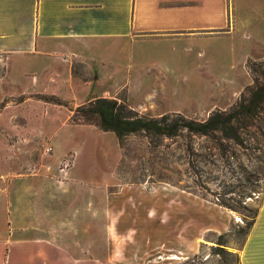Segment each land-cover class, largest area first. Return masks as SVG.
Masks as SVG:
<instances>
[{
	"label": "crops",
	"instance_id": "0c3cea01",
	"mask_svg": "<svg viewBox=\"0 0 264 264\" xmlns=\"http://www.w3.org/2000/svg\"><path fill=\"white\" fill-rule=\"evenodd\" d=\"M263 4L0 0V52L7 57L0 102L12 97L0 106V134L30 142L28 153L0 170V264H136L162 246V238L150 243L138 226L154 198H162V190L150 193L141 184L118 182L119 151L102 179L90 163L83 167L81 151L66 158L62 127H52L58 120L51 117L65 109L63 123H68L73 111L37 94H56L76 107L125 90L130 102L132 93L138 95L133 107L145 106L161 115L174 111L160 102L167 92L177 91L175 77H185L189 88L196 66L217 72L225 61L240 57L244 78L235 83L231 73H219L214 85L221 93L228 86L232 92L248 80L246 62L253 59L249 47L257 36L255 12ZM74 63L83 64L87 72L76 73ZM199 79L203 88L211 83ZM71 122L112 131L95 123ZM43 142L48 146L42 147ZM112 183L120 186L109 189ZM158 206L162 209L156 202L157 211ZM101 220L107 227L104 248ZM236 254L239 264H264V196Z\"/></svg>",
	"mask_w": 264,
	"mask_h": 264
},
{
	"label": "rangeland",
	"instance_id": "374dc122",
	"mask_svg": "<svg viewBox=\"0 0 264 264\" xmlns=\"http://www.w3.org/2000/svg\"><path fill=\"white\" fill-rule=\"evenodd\" d=\"M255 13L258 24H253V32L257 36L253 38L249 51L254 60H261L264 58V4ZM255 56L257 57L254 58ZM4 63L7 65L6 54L0 52V68ZM243 66L240 57L225 61L217 72L196 66L191 70L194 72V80L189 81L191 87L187 88L186 79L180 74L174 78L177 91L164 94L160 104L189 117L203 119L212 109L231 105L245 86L252 82L251 74L246 68L248 80L239 89L231 92V87L228 86L221 93L219 87L214 86L219 80V73H231L235 83L240 82L244 78ZM73 69L83 75L87 72L81 63H74ZM201 77L211 81L207 88L199 84ZM77 91L79 97L85 95L82 89ZM137 96L132 93L130 102L125 90L117 95L126 98L131 105L136 103ZM11 99L10 96L5 97L0 106ZM67 102L75 107L74 102ZM136 109L143 115L155 116L145 106ZM67 113L63 109L51 117L58 120L52 127H62L65 137L62 146L66 158L70 160L81 151L83 167L90 163L95 168V174L99 173L102 179L109 172L119 151L120 159L116 168L118 182L126 185L141 184L150 193L156 190L163 192L162 198H154L147 218L138 225L146 231L150 243L158 237V240L163 239V245L147 252L146 258L143 256L136 264H239L235 255L236 248L240 247L245 238L243 229L246 228V221L264 196V179L251 192L252 196L239 197L232 191L224 193L227 198L233 197L231 200L235 203V209L229 208L218 202L214 191H222V184L233 179L230 177L231 165L225 155L212 153L211 142L205 137H189L187 134L164 137L138 132L129 134L120 143L114 131L103 133L87 125H73L72 119L63 123ZM33 119L36 121L38 118ZM13 136L0 134L1 171L10 168L14 158L19 159L22 153L29 152L30 142L16 140ZM47 146L43 142L42 147ZM252 178L255 179L256 176L252 174ZM119 186V183H112L109 189ZM156 202L162 205V209L158 206L159 211L154 209ZM154 210L156 214L153 213ZM105 223L101 220L102 248L107 240ZM217 241L225 243L222 244L224 249L216 247ZM100 264L120 263L101 260Z\"/></svg>",
	"mask_w": 264,
	"mask_h": 264
},
{
	"label": "trees",
	"instance_id": "16d2710c",
	"mask_svg": "<svg viewBox=\"0 0 264 264\" xmlns=\"http://www.w3.org/2000/svg\"><path fill=\"white\" fill-rule=\"evenodd\" d=\"M246 66L252 82L245 86L231 105L212 109L203 119L189 117L180 111L143 115L123 97L100 96L76 107L70 106L56 94H41L39 97L69 106L73 111L71 119L74 122L95 123L104 130L114 131L120 143L129 134L138 132L164 137L184 134L205 137L211 142L213 154L225 155L229 160L230 177L233 179L222 184V191L214 193L219 203L235 209V203L231 200L233 197L227 198L224 193L232 191L239 197L252 196L251 192L264 179V58L249 59ZM5 71L4 63L0 68V76ZM252 174L256 176L255 179ZM257 210L258 206L246 221L244 237ZM222 244L225 243L217 241L216 247L224 249ZM235 255L238 262L236 252Z\"/></svg>",
	"mask_w": 264,
	"mask_h": 264
}]
</instances>
